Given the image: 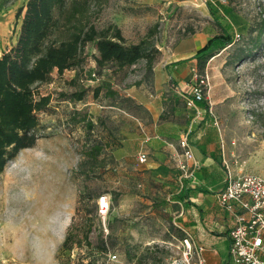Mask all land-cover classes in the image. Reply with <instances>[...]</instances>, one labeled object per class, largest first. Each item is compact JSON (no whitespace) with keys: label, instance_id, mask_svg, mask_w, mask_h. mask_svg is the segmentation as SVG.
<instances>
[{"label":"rangeland","instance_id":"obj_1","mask_svg":"<svg viewBox=\"0 0 264 264\" xmlns=\"http://www.w3.org/2000/svg\"><path fill=\"white\" fill-rule=\"evenodd\" d=\"M9 1L24 4L25 0ZM219 1L232 9L240 39L215 51L220 55L207 62L203 70L211 79L207 103L216 104L212 117L222 135L227 171L234 177H264V32L262 41L256 42L264 29V0ZM96 24L98 28L117 25L129 44L150 37L156 48L215 26L207 0H110ZM94 53L89 47L85 66L63 76L55 72L53 82L41 86L40 92L53 97L51 112L40 118L43 138L35 148L22 151L0 175L2 264H82L88 259L96 264L104 253L117 254V264H169L182 253L176 226L153 215L139 192L142 188L130 197L133 145L125 141L131 106L127 94L147 79L146 61L114 75L97 67ZM95 89H100L98 97ZM75 92H85L84 99L64 101L60 96ZM95 141L105 144L100 161L90 160L81 168L87 147ZM84 189L96 201L109 198L107 231L92 212L90 217L96 219L89 239L81 236V244L64 249L72 223L74 234H80L85 214L95 209L96 202H87L77 214L79 192Z\"/></svg>","mask_w":264,"mask_h":264},{"label":"crops","instance_id":"obj_2","mask_svg":"<svg viewBox=\"0 0 264 264\" xmlns=\"http://www.w3.org/2000/svg\"><path fill=\"white\" fill-rule=\"evenodd\" d=\"M26 1L21 4L0 0V56L17 42L21 24V20L17 21V12ZM231 13L224 18V24L225 20L232 23ZM217 35L215 23L201 33L180 41L173 38L158 48L159 58L150 71L146 69L147 79L128 91L131 106L127 110L129 132L125 141L133 145L130 158L133 162L129 165L133 179L130 197L133 194L136 197L137 187H141L139 192L146 197L153 215L164 217L176 226L182 248L183 240L190 235L194 246L204 249L207 264H232L230 233L235 219L219 205L217 196L233 175L223 160L222 135L212 117L216 104L199 105L202 113L196 116L186 103V97L191 94L192 70L199 69V53ZM186 132H190L199 163L193 180L184 179L178 165L182 154L179 141ZM140 154L147 156L145 163L139 162ZM235 209L240 211L238 205Z\"/></svg>","mask_w":264,"mask_h":264},{"label":"trees","instance_id":"obj_3","mask_svg":"<svg viewBox=\"0 0 264 264\" xmlns=\"http://www.w3.org/2000/svg\"><path fill=\"white\" fill-rule=\"evenodd\" d=\"M110 0H28L17 12L21 20L17 42L0 56V175L5 173L8 164L27 149H33L43 136L40 133L41 116L51 112L52 95L43 94L40 88L53 82V75L75 71L87 63V49L96 53L92 58L100 70L110 69L117 75L125 73L142 61L150 71L160 54L153 47L150 37L138 44H129L121 29L114 24L98 28L97 17ZM210 14L221 33L210 39L199 55V69H205L207 62L218 52L237 41L232 23L225 20L232 9L219 0H207ZM264 29L257 37L259 43ZM218 51L217 53H214ZM100 89H95L98 97ZM64 101H82L85 92L62 93ZM206 102L200 103L205 106ZM89 128L93 124L89 123ZM105 151L100 141L87 147L80 167L90 160L99 162ZM88 189L80 190L77 214L84 211L87 202H96L94 211L86 213L84 229L74 234L75 225L69 228L64 249L81 244L82 236L88 240L94 227L98 200ZM84 208V209H83ZM101 248H105L102 241ZM0 264H2L0 262Z\"/></svg>","mask_w":264,"mask_h":264},{"label":"built area","instance_id":"obj_4","mask_svg":"<svg viewBox=\"0 0 264 264\" xmlns=\"http://www.w3.org/2000/svg\"><path fill=\"white\" fill-rule=\"evenodd\" d=\"M240 36L237 35V40ZM193 81L190 85V96L186 97L187 107L194 110L196 116L201 115L200 103L207 102L211 79L207 71L192 70ZM182 154L178 165L182 177L193 180L197 163L193 146L190 142V132L182 135L179 141ZM147 156L140 154L139 162L145 163ZM217 201L235 219V227L230 233V257L232 264H264V177L254 174L230 176L225 188L218 194ZM98 214L107 231L106 219L110 211V200L103 196L98 200ZM235 205L240 207L237 212ZM204 249L194 246L190 235L183 240V249L179 257L172 259L169 264H207L203 257ZM119 256L115 253H104L102 261L96 264H117ZM82 264H90V260Z\"/></svg>","mask_w":264,"mask_h":264}]
</instances>
